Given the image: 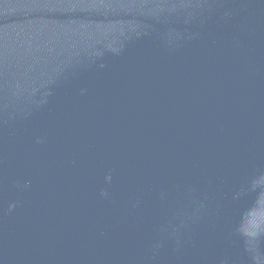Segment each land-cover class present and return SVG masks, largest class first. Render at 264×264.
<instances>
[{"label": "water", "instance_id": "water-1", "mask_svg": "<svg viewBox=\"0 0 264 264\" xmlns=\"http://www.w3.org/2000/svg\"><path fill=\"white\" fill-rule=\"evenodd\" d=\"M0 264H264V0H0Z\"/></svg>", "mask_w": 264, "mask_h": 264}]
</instances>
